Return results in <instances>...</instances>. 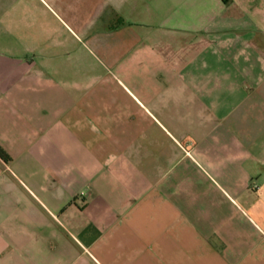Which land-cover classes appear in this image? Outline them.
Masks as SVG:
<instances>
[{"label": "crops", "instance_id": "1", "mask_svg": "<svg viewBox=\"0 0 264 264\" xmlns=\"http://www.w3.org/2000/svg\"><path fill=\"white\" fill-rule=\"evenodd\" d=\"M131 3L0 0V264H264V0Z\"/></svg>", "mask_w": 264, "mask_h": 264}, {"label": "rangeland", "instance_id": "2", "mask_svg": "<svg viewBox=\"0 0 264 264\" xmlns=\"http://www.w3.org/2000/svg\"><path fill=\"white\" fill-rule=\"evenodd\" d=\"M189 1L163 0L162 3H151L149 0V3H131L125 10V16L129 20L126 23L131 22L133 23V29L137 28L142 31H187L189 28L192 31L195 25L202 22L200 17L204 16L212 5L210 3L211 0H191L190 6ZM231 13L233 12L229 8L228 14L231 15ZM106 16V14L100 16V28H105L104 31H107L108 26H118L117 18L109 20ZM134 23L140 25H135ZM227 31H230L232 34H236L237 32L234 25H229ZM85 44V51L83 52L85 60H91L98 66L100 72L104 71L109 61L107 53L102 51L101 48L96 49L88 41H85ZM252 183H255V181Z\"/></svg>", "mask_w": 264, "mask_h": 264}, {"label": "trees", "instance_id": "3", "mask_svg": "<svg viewBox=\"0 0 264 264\" xmlns=\"http://www.w3.org/2000/svg\"><path fill=\"white\" fill-rule=\"evenodd\" d=\"M0 157L4 160L9 159V156L7 155V153L0 147Z\"/></svg>", "mask_w": 264, "mask_h": 264}]
</instances>
